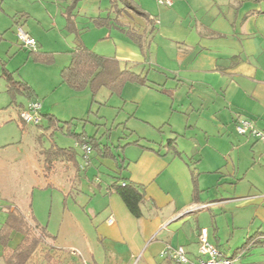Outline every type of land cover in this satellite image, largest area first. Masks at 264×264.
I'll return each instance as SVG.
<instances>
[{"label":"crops","instance_id":"0c3cea01","mask_svg":"<svg viewBox=\"0 0 264 264\" xmlns=\"http://www.w3.org/2000/svg\"><path fill=\"white\" fill-rule=\"evenodd\" d=\"M56 1L66 4L65 11L73 2ZM134 2L154 21V28L150 29L152 25H145L139 20L134 22L129 17H121L120 20L140 30L154 29L144 50L119 29L94 24V19L105 17L111 7L105 9L107 13L105 16H90L86 23L78 22L79 5L75 11L76 29L88 49L99 55L117 59L122 68L135 66L133 71L148 77L150 82L147 86L130 84L125 87L123 94L127 90L131 93L133 88H140L138 92L143 98L141 95L136 98L137 101L140 100L139 108L142 99L149 93L155 94L160 103L170 101L167 112L169 115L172 113L177 115L175 118H178L176 119L178 126H181L185 119V129H195L204 137L218 135L225 138L228 135H239L235 127L236 123L242 120L252 122L258 130L264 132V2L176 0L171 7L158 5L155 0ZM65 11L63 16L66 29ZM19 14L26 16L25 23H28L30 15ZM16 19L14 17L15 24H20ZM32 32L36 35V31ZM32 32L29 34L37 40ZM72 35L73 46L67 51L76 45V36ZM37 42L45 51L43 45L38 40ZM73 99L75 110L71 113V120L76 121L77 117H84L83 115L92 111L94 102L91 96L85 101L80 100L79 103L76 102L77 97ZM37 100L40 101L38 98ZM160 103L155 107L157 108ZM41 113L42 116L52 115L62 121L58 117L59 113L50 104L44 103ZM170 117L172 116L168 118ZM193 119L195 124H191ZM167 120L160 116L161 124L158 129L163 132L168 126L174 136L168 138L166 142L147 141L159 145L158 147L142 144V138L127 143L125 148L120 147L135 148L136 153L132 158L124 155L125 152L116 156L112 150L114 146L104 144L97 135L95 136L101 145L111 148L116 160L104 159L96 151H92L89 154V161H86L84 152L79 154L85 166H90L92 159L96 158L111 160L112 164L107 168L113 172L111 176L113 180V177L118 175L119 168L123 167L122 176L141 187L146 194V200L142 204L143 216L140 219L130 213L118 194L109 191L110 184L104 195L105 208L102 214L94 211L95 216L99 215L95 219L97 225L105 226L100 237L117 243L113 251L109 252L112 264H132L138 257L144 264H176L161 256V252L167 246L184 247L189 258L194 260L198 257V234L201 228L208 229L211 243L222 252H231L232 255L244 246L249 237L256 235L258 238H264V141L253 136L238 137L239 143L233 146L249 148L253 157L249 158V164L241 163L238 159V164L233 166V172L226 174L223 172L224 162L219 149L209 150L206 146L201 157L193 155L189 159L186 158L184 150L179 148L177 138L183 133L172 125L173 122L169 124ZM44 132L43 128L40 134ZM169 140H175L179 155L173 151ZM136 142L138 145L134 144ZM37 160L41 163L42 170L43 163L38 157ZM205 160L210 164L209 170H202L199 167ZM60 162H63L66 168L70 166L68 164H73L67 161ZM79 163L77 160L76 165L73 164L74 167L79 166ZM54 173L56 172L54 171L52 175ZM202 174L211 175V182L214 183L216 179L217 186L221 185L222 179L224 183L234 186L247 180L251 184V189L245 196H236V189H233L234 196L229 198L218 193L216 198L203 204L209 207L199 209L201 193L204 192L200 186ZM194 179L197 185L194 184ZM4 199L0 195V227L6 219V207L17 206ZM241 202L244 208L249 207L247 213H253V220L249 226L239 227L233 221L232 233H229L215 219L211 220V225H208L205 219L202 221V216L207 214V210L214 212L212 208L222 209ZM110 218L113 219L112 224L108 222ZM257 221L258 225L255 228ZM236 229L244 231L242 233L238 231L236 234ZM257 247L264 248L263 245L250 248L243 256L242 264H264V261L255 258L254 250ZM57 256L61 264L76 263L75 259L71 260L65 255ZM0 264H4L1 258Z\"/></svg>","mask_w":264,"mask_h":264},{"label":"rangeland","instance_id":"374dc122","mask_svg":"<svg viewBox=\"0 0 264 264\" xmlns=\"http://www.w3.org/2000/svg\"><path fill=\"white\" fill-rule=\"evenodd\" d=\"M57 2L56 0H0V7L3 8L0 9V75L3 65L6 64L10 71L15 72L16 78H23L33 86L42 105L50 104L59 113L58 117L62 121H70L71 113L75 110L73 97H77L76 102L79 103L80 100L85 101L92 97V94L89 89L85 90L87 92L77 94L61 83L60 71L70 63V56L66 51L73 46L74 36L65 29L63 12L66 4ZM110 7V0H83L79 2L78 22L86 23L87 18L93 15L105 16L107 14L105 9ZM18 13L30 15L28 23H25L27 17ZM14 17L20 21V24H15ZM19 26L28 33L32 30L36 31V35L33 32L32 34L43 45V49L55 54L53 65L45 66L34 62L28 56V51L21 48L16 35ZM139 89L133 88L131 93L127 90L123 98L110 97L108 90L101 89L96 96L98 102H94L92 111L87 110L89 113L83 115L84 117H77L78 121L73 120L72 129L77 130L78 133L86 131L91 136L97 135L104 144L114 146L112 150L116 156L125 152L124 155L132 158L136 149L132 147L124 149L127 143L142 138V144L158 147L159 145L147 141L166 142L168 138L174 136L168 126L163 132L158 129L162 116L163 119L169 120V124L173 122L172 125L183 133L177 138L179 148L184 150L186 158L189 159L193 155L201 157L204 147L208 146V149H219L222 152L223 172L226 174L233 172V166L238 164V159L241 163L249 164V158L253 157L249 148L233 146L239 143L238 137L247 138V136L204 137L195 129H185V119L181 120L182 125L178 126L176 120L178 118H175L177 115L175 113L169 115L167 112L170 101L160 103L155 98V94L149 93L145 96L139 108L140 100L136 99L141 95ZM141 96L143 98V95ZM17 100L28 102L24 97H18ZM157 103L160 104L156 108ZM169 116L172 117L169 119ZM47 124L48 121L44 120L41 125L46 128ZM191 124H195V119ZM42 130L41 127L29 124L21 128L18 109L12 106V98L6 91V82L0 77L1 197L15 203L27 216L33 213L41 226L47 227L51 234L57 236L55 246L61 248L63 254L71 260L75 259V264H112L109 252L113 251L117 243L110 242L106 238L102 239L100 236L105 226L103 224L98 226L95 222L98 214H102L105 208L106 188L113 182L111 177L113 172L107 168L111 166L112 161L96 158L92 159L90 166H85L84 160L79 156L84 151L78 146L76 139L65 134L67 129L56 130L52 139H50L51 132L49 136L42 138L41 144L46 148L54 143L60 148L76 149L80 168L74 167L73 164H68L70 166L66 168L63 162L58 161L55 165L56 173L49 181L42 174H37L42 173L41 163L36 157L40 144L38 137ZM199 167L202 170H209L210 164L205 160ZM223 180L221 185L217 186L216 179L214 183L211 182V175L200 176V186L204 190L201 193L202 203L199 202L201 206L208 200L216 198L218 193L229 198L234 196L233 189H236V196H245L251 189V184L247 180L236 186L228 185ZM241 205L242 202L222 209L212 208L214 212L207 210V214L202 216V221L205 219L206 223L211 225V220L215 219L229 233L233 221L239 227L249 226L253 220V213H247L249 207L244 208ZM95 210L98 213L96 216ZM256 225L258 221L255 228ZM238 231L242 233L244 230L236 229V234ZM226 254L232 255L231 252ZM254 255L259 261H264V248H255ZM132 264H144V262L138 257Z\"/></svg>","mask_w":264,"mask_h":264},{"label":"trees","instance_id":"16d2710c","mask_svg":"<svg viewBox=\"0 0 264 264\" xmlns=\"http://www.w3.org/2000/svg\"><path fill=\"white\" fill-rule=\"evenodd\" d=\"M81 1L83 0H73L65 11L66 29L76 36V45L67 51L70 63L60 72L61 83L75 92L89 89L93 102H96V96L101 89L108 90L111 96L122 98L127 85L147 86L150 82L148 77L133 71L135 66L122 68L117 59L99 55L85 46L75 25V11ZM254 1L264 2V0ZM110 5L108 14L105 17L94 19V24L119 29L144 50L153 34L154 29H150L154 28V21L136 5L134 0H110ZM121 17H129L134 22L139 20L145 25L152 26L150 29L140 30L136 26L124 24L120 20ZM27 51L28 56L38 64L51 66L55 63L53 52L43 51L39 46L35 51ZM1 77L6 81L7 93L12 98V106L18 109L19 121L23 129L26 124L20 119V113L27 104L18 102L17 98L24 97L28 102L37 100L35 89L28 82L16 79L14 73L10 72L5 65ZM43 119L48 121V126L44 128L41 124L39 125L44 128L45 132L38 137L40 144L37 149V157L43 163L42 175L45 178L50 179L58 161H67L75 165L77 163L76 149L60 148L54 143L46 148L41 144L42 138L49 136L51 132L50 139H52L56 130L67 129L65 134L74 137L78 146L87 145L91 148V152L96 151L104 159L116 160L111 148L101 145L95 135L90 136L86 131L78 133L77 130L72 129L73 120L60 121L52 115H44L42 121ZM169 141L173 151L179 155L175 140ZM134 144L138 145V142ZM122 169L123 167L119 168L118 175L113 177L114 180L108 189L110 192L118 194L130 213L140 219L143 216L142 204L146 200V194L141 187L122 176ZM194 184L197 185L196 179H194ZM56 241L57 236L51 234L47 227L41 226L32 213L30 216H26L18 206L6 207V219L0 227V258L4 264H61L57 255L64 254L62 249L55 246ZM256 245L264 246V238H258L256 235L249 237L244 246L234 255L243 253L245 256L248 250Z\"/></svg>","mask_w":264,"mask_h":264},{"label":"built area","instance_id":"2783aa9c","mask_svg":"<svg viewBox=\"0 0 264 264\" xmlns=\"http://www.w3.org/2000/svg\"><path fill=\"white\" fill-rule=\"evenodd\" d=\"M158 5L171 7L176 0H155ZM16 35L23 48L31 51L38 49V42L21 26L17 28ZM41 102L38 100L30 101L20 113V119L27 125L39 126L42 122ZM236 131L242 136H253L264 141V133L258 130L254 124L248 120L240 121L236 126ZM86 161L89 160L91 148L87 145L83 147ZM207 205H202L199 209H206ZM113 223V219L108 221ZM198 257L194 260L189 258L184 247L167 246L161 252V256L176 264H242L243 253L236 255H227L209 240V231L207 228H201L198 234Z\"/></svg>","mask_w":264,"mask_h":264}]
</instances>
